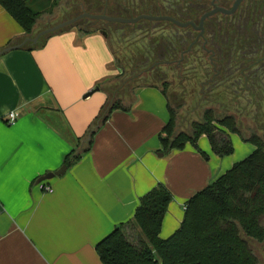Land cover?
<instances>
[{"label": "crops", "instance_id": "1", "mask_svg": "<svg viewBox=\"0 0 264 264\" xmlns=\"http://www.w3.org/2000/svg\"><path fill=\"white\" fill-rule=\"evenodd\" d=\"M100 35L72 27L39 47L0 5V52L21 45L0 55V264H103L97 243L130 221L159 183L173 194L160 233L166 239L181 226L190 197L256 149L232 133L234 152L224 157L206 135L198 144L208 158L191 143L165 153L167 98L141 87L128 110L111 113L80 161L40 181L53 186L44 191L39 179L65 165L108 98L103 88L85 95L120 73L107 41L100 58L89 57L87 41ZM12 111L19 116L8 124Z\"/></svg>", "mask_w": 264, "mask_h": 264}, {"label": "trees", "instance_id": "2", "mask_svg": "<svg viewBox=\"0 0 264 264\" xmlns=\"http://www.w3.org/2000/svg\"><path fill=\"white\" fill-rule=\"evenodd\" d=\"M35 2L0 0V5L20 23L26 35L31 36L38 33L42 17L53 12L36 10ZM77 27L83 34L107 31V43L120 73L97 84L107 91V101L89 128L86 139H80L78 146L66 156L67 166L76 164L91 150L97 130L114 110H128L127 104L135 101L136 91L141 87L158 88L167 98L169 120L160 134L165 153L184 149L191 143L208 158L198 144L203 135L210 140L213 152L221 157L234 152L232 133L240 134L245 141L256 146L249 156L190 197L181 226L166 239L160 233L173 194L165 184L159 183L140 199L130 221L116 225L97 243L96 251L103 264H259L251 239L264 242V120L260 117L264 110L242 105L245 96L238 95L235 90L239 87L233 72L237 64L218 61L217 57L212 60L199 43L186 51L189 46L184 45L181 39L174 43L171 41L173 37L162 39L166 34L161 33L158 35H162L159 43L158 37L154 39V34H147L139 41L146 40L140 48L130 50V53L140 56L139 59L134 56L130 63V67L135 69L131 72L138 73L133 77L128 75L129 64L116 54L113 34L105 26L98 24L92 29L82 25ZM52 35L42 36L37 45L43 47ZM161 68L167 69L170 76H184L185 72L190 75L193 94L189 104L194 106H188L187 110L198 115L196 119L186 120L181 116L187 101L171 102L169 90L173 83L170 78H160L161 84L154 82L153 78H159ZM183 76L179 77L182 79ZM125 77L128 79L124 82L131 84L128 101H124L117 87ZM250 79L258 89L264 87V78ZM250 126L252 133L246 136V127Z\"/></svg>", "mask_w": 264, "mask_h": 264}, {"label": "rangeland", "instance_id": "3", "mask_svg": "<svg viewBox=\"0 0 264 264\" xmlns=\"http://www.w3.org/2000/svg\"><path fill=\"white\" fill-rule=\"evenodd\" d=\"M219 1L222 2V4H220L221 6L230 7L235 0H219ZM252 2L253 0L244 1L241 6L242 11L247 12L248 8L251 11V5L252 8L254 5V2L253 3ZM206 3H208L206 0H36V2L33 5L35 6L34 8L38 11H43V10L53 11L51 15H44L42 17V21L40 22L38 28L39 29L38 33H39L42 30L50 28L54 25H57L65 20L71 19L82 13H103L109 15V13L106 12L107 10L118 13L120 14V16H125L129 18H133L140 14H149L156 16L171 14L173 16V14L175 13L179 18L182 17L187 19V17H192L190 20L198 21L204 12L211 9V4H209L208 7L206 6ZM199 7L200 9H198ZM84 22H85L84 26L86 28L92 29L96 27L98 24L108 28V31H110V33L113 34V46L115 48L116 54L118 56H122V60L126 64H129L128 75L133 77L134 74L135 77H137L138 73L136 74L133 71L131 72V70H135V69H133L132 66L130 67L131 65L130 63L134 58V56L137 59H139L140 56L130 53V50L132 51L136 47L140 48V44L146 42L145 40L142 43H139V41H141L143 38L146 37L145 35L154 34L153 36L154 39H157L158 35H160L161 33L166 34L162 37V39L169 40L171 37H173L171 41H173L174 43H176L177 41L179 42V40L181 39L184 45L187 44L188 46L190 45L189 41L191 40L188 38V33L191 32L190 30L180 28L173 23H167L165 25L159 26V24L155 23V21L149 19L140 20L138 22L129 24V23H121V22H108L105 20L90 21L89 18H84ZM207 23H208V28L213 27V25L215 28L222 27L224 30H226V28H229L232 31V33L234 32L233 28L237 26V28L235 29V33L238 34L241 33L240 37L241 36L247 37L248 34L249 35L252 34V31L248 30V27L246 28V30H243L245 23L244 20L235 21L234 17L231 18L222 13L215 14L213 17H211L210 21H207ZM161 36L158 37L159 43ZM106 41L107 38L106 36L103 35H100L99 37L96 36L89 37L87 41V45L89 46V51L87 53H89V57L91 58V60L94 61L97 58H100V56L103 54V48H104L103 46L104 44H106ZM144 52L145 51H143V53ZM141 53L142 52H139V54ZM246 59L247 57L244 58V60ZM233 70H234L233 72L235 78L238 79L239 82V87L235 90H237L238 95L245 96V100L242 101V105L244 107H251L252 109L262 108L264 110V92H263L264 87L260 85L261 89H258L254 85V83L251 82L250 78L252 77L251 75L253 71L252 65H248V67L244 66L241 68L235 66ZM224 71L226 72L228 71V69H224ZM158 74H159V78H153L155 79L154 82L161 84L160 78H167V79L170 78V81L173 83L172 87L169 90V94L171 95L170 96L171 102L176 103L178 101L179 102L187 101L188 105L186 107L184 106L185 109L183 110L184 112L181 113V116L185 117L186 120H191L194 118L196 119L198 115H195L194 113H189L187 110L188 106L190 108L194 106L193 104L192 105L189 104V100L192 99V94H193L192 93L193 87L191 84L190 75L185 72L184 76L183 74L170 76L168 70L164 68H161ZM179 76H183L184 78L181 79ZM128 77H125L123 83L117 84V87L120 88L119 92L125 98L124 101L125 100L128 101L131 97L128 91V88L129 86H131V84L129 85L128 83L124 82L128 79ZM256 78L259 79V77ZM262 78H264V76H262ZM152 81L153 80H150V82ZM111 89L112 90L114 89L113 86L111 87ZM219 91L223 93L222 88H219ZM117 96H119V94H117ZM260 117L262 120H264V115H261ZM252 123L253 122H251V124ZM250 128L252 127L251 126L249 128L246 127L245 130L246 136H250V134L252 133L251 132L252 129ZM257 133L260 135L262 134L261 131H257ZM238 135L241 138H243L240 134ZM251 243L255 255L259 259V264H264V242L261 243L254 239H251Z\"/></svg>", "mask_w": 264, "mask_h": 264}, {"label": "flooded vegetation", "instance_id": "4", "mask_svg": "<svg viewBox=\"0 0 264 264\" xmlns=\"http://www.w3.org/2000/svg\"><path fill=\"white\" fill-rule=\"evenodd\" d=\"M206 1L208 2L206 3V6L209 7V4H211V9H213L216 5L221 6L220 4H222V2H220L219 0H206ZM244 1L246 0H243L241 2V4L234 13L224 14V15L229 16L231 18L234 17L235 21L244 20L245 23L243 30H246V28L248 27V30L252 31V34L250 35L248 34L247 37L246 36L240 37L241 33L239 34L235 33V29L237 28V26L233 28L234 30L233 33L229 28H226V30H224L222 27L215 28L214 25L213 27L209 26L210 28H208L207 21H210L211 17H213L215 14L208 17L205 20L203 30L196 29L193 25H188L187 27H181L171 21H163V20L162 21L152 20V21H155V23L159 24V26L165 25L167 23H173L180 28L190 30L191 32L188 33V38L191 40L189 41L190 45L186 51L191 50L197 45V43H199L202 45L203 50L209 55V57L212 60L213 58L217 57L216 59H218V61H223L228 63L234 61L237 64V67L240 68L244 66L248 67V65H252L253 71L251 76L262 78V76H264V72H261L264 71V0H253L254 2L253 8L251 5V11L248 8L247 12L242 11L241 9V6ZM233 4L230 7H225V8H231ZM198 9H200V7ZM211 9L207 10L206 12L210 11ZM93 14H99V13H93ZM165 15L172 16L171 14H165ZM172 17L182 22H189V21L195 22L197 26H199L201 19L200 17V19L197 21V20H190L192 17H187V19L182 17L178 18V16L175 13L173 14ZM141 20H146V19H141ZM90 21H99V20L90 19ZM84 24H85L84 18H82L78 22H76L75 26L73 27H77L79 25L84 26ZM182 55H184V53ZM245 57H247L246 60H244Z\"/></svg>", "mask_w": 264, "mask_h": 264}, {"label": "water", "instance_id": "5", "mask_svg": "<svg viewBox=\"0 0 264 264\" xmlns=\"http://www.w3.org/2000/svg\"><path fill=\"white\" fill-rule=\"evenodd\" d=\"M243 0H235L233 6L231 8H225L222 6H218L216 5L213 9H211L210 11L204 13L200 19V24L199 26L196 25L195 22L189 21V22H182L172 16L169 15H149V14H141L138 15L136 17L133 18H127V17H121V16H111L108 14H103V13H99V14H93V13H82L80 15H77L71 19L65 20L57 25H54L50 28H47L45 30L40 31L35 37H31V38H27L26 42L30 41L34 44L38 43L41 39L42 36L45 35H50V34H55L61 31H64L66 29L72 28L73 26H75V23L78 22L80 19L82 18H89V19H96V20H105L108 22H121V23H135L138 22L141 19H149V20H159V21H171L175 24H177L178 26L181 27H187L188 25H193L196 29H201L203 30L204 27V22L205 20L217 13H223V14H232L234 13L237 8L239 7V5L241 4ZM104 36H107V32L106 31H100ZM21 45H17V46H11L5 50H2V52H0V55L3 54L4 52H7L10 49L13 48H19ZM108 79V78H106ZM105 79V80H106ZM102 80V81H105ZM100 90L99 86H96L93 90H91L90 92H88L85 97L90 96L94 91ZM68 166L65 164L63 165L59 170L55 171V172H49L48 174H45L44 176H42L39 179L40 181L46 180V179H51L55 176L61 175L63 174L66 170H67Z\"/></svg>", "mask_w": 264, "mask_h": 264}, {"label": "built area", "instance_id": "6", "mask_svg": "<svg viewBox=\"0 0 264 264\" xmlns=\"http://www.w3.org/2000/svg\"><path fill=\"white\" fill-rule=\"evenodd\" d=\"M18 116H19V114L16 111L10 112L6 117L7 123L13 124L14 122L17 121ZM39 185L44 191H47V192H53L54 191L53 186L48 185L45 182H40ZM185 209H186V206H185Z\"/></svg>", "mask_w": 264, "mask_h": 264}]
</instances>
